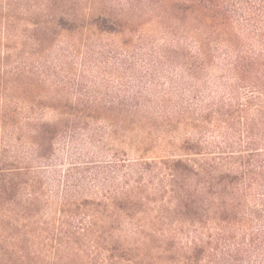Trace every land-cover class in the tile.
<instances>
[{"label":"trees","instance_id":"1","mask_svg":"<svg viewBox=\"0 0 264 264\" xmlns=\"http://www.w3.org/2000/svg\"><path fill=\"white\" fill-rule=\"evenodd\" d=\"M97 7L165 44L96 51ZM0 34V264H264V0H0Z\"/></svg>","mask_w":264,"mask_h":264},{"label":"rangeland","instance_id":"2","mask_svg":"<svg viewBox=\"0 0 264 264\" xmlns=\"http://www.w3.org/2000/svg\"><path fill=\"white\" fill-rule=\"evenodd\" d=\"M173 1V0H171ZM116 5V4H115ZM101 9H99L98 7L95 9H91V10H85V15H88L90 17H96L101 15L102 17L106 18V20L108 21L109 24H113V25H117V30L116 32L113 33H99V32H94V36L93 41H95L96 43V51L98 50L97 48H102L103 46H109V45H113L119 48H122L124 50H134L135 46L138 45V39L140 40L142 39L141 45L143 46L144 50H146V52L149 50V47L154 43V46H162L163 44H165V40L159 38H154L153 36V32L155 34H157V29L159 28V26H157V24L155 23L156 19H155V15L158 14V10L155 9L153 11H151V13L148 14H144V12H141L140 14H138V16L133 15L132 12H130L129 10H120L119 8H111L109 10H111V12H103L100 11ZM103 12V13H102ZM115 19L121 20L123 23L128 24V26H130V28H125L126 26H118V21H116ZM173 22V21H170ZM169 23V22H168ZM121 29V33H118V31ZM160 30V28H159ZM93 31V30H92ZM143 34L145 35V37L143 36ZM2 34H0L1 36ZM0 40H3L0 38ZM5 43L6 46L11 47V50H16V43H12L11 45H8L6 42ZM136 43V45H135ZM3 45L0 46V54H3ZM12 50V51H13ZM83 53V51H81ZM85 56L82 54L79 55L78 60L76 59L73 63L74 66H76L77 70L79 69V64H81V59L84 58ZM92 74H97V68H92ZM79 71V70H78ZM153 144H155V146H157L156 152L157 156H160V149H162L163 147V143H161L160 141H155L153 142ZM120 150H126V149H120ZM68 162H65V164H67ZM67 165H64L63 168H65Z\"/></svg>","mask_w":264,"mask_h":264}]
</instances>
